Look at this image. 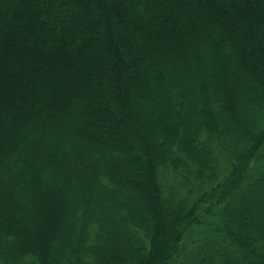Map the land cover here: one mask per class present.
I'll return each instance as SVG.
<instances>
[{
    "label": "trees",
    "instance_id": "trees-1",
    "mask_svg": "<svg viewBox=\"0 0 264 264\" xmlns=\"http://www.w3.org/2000/svg\"><path fill=\"white\" fill-rule=\"evenodd\" d=\"M0 264H264V0H0Z\"/></svg>",
    "mask_w": 264,
    "mask_h": 264
}]
</instances>
